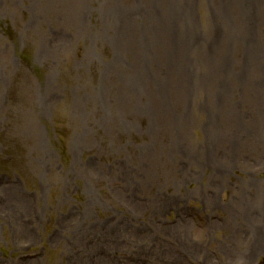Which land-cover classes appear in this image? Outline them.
Here are the masks:
<instances>
[{
	"label": "rangeland",
	"instance_id": "rangeland-1",
	"mask_svg": "<svg viewBox=\"0 0 264 264\" xmlns=\"http://www.w3.org/2000/svg\"><path fill=\"white\" fill-rule=\"evenodd\" d=\"M263 224L264 0H0V264H241Z\"/></svg>",
	"mask_w": 264,
	"mask_h": 264
},
{
	"label": "bare ground",
	"instance_id": "bare-ground-1",
	"mask_svg": "<svg viewBox=\"0 0 264 264\" xmlns=\"http://www.w3.org/2000/svg\"><path fill=\"white\" fill-rule=\"evenodd\" d=\"M12 199L14 198L12 197ZM258 230L260 231L256 235L258 237L257 239L251 240L250 238H248L245 241L241 242V244L240 240L232 239L230 237L226 238L227 240L225 239L223 246L225 253L229 255L238 248L241 250L240 254L238 255L241 256V264H251L252 262H254L255 257L264 254V252H262L264 248V224L257 228V231ZM236 231L237 230L234 226H231L228 230L229 233H234ZM234 257L236 256L228 258V261L231 263Z\"/></svg>",
	"mask_w": 264,
	"mask_h": 264
}]
</instances>
